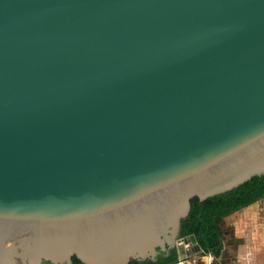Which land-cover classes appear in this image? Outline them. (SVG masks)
<instances>
[{
	"label": "water",
	"instance_id": "obj_1",
	"mask_svg": "<svg viewBox=\"0 0 264 264\" xmlns=\"http://www.w3.org/2000/svg\"><path fill=\"white\" fill-rule=\"evenodd\" d=\"M256 176L264 0H0V264L182 260Z\"/></svg>",
	"mask_w": 264,
	"mask_h": 264
},
{
	"label": "trees",
	"instance_id": "obj_2",
	"mask_svg": "<svg viewBox=\"0 0 264 264\" xmlns=\"http://www.w3.org/2000/svg\"><path fill=\"white\" fill-rule=\"evenodd\" d=\"M263 197L264 176H256L231 191L204 201L200 202L194 198L191 200L188 216L181 222L180 237L194 235L202 249V254L218 257L223 247L222 220ZM178 262L177 250L170 248L167 252H160L155 260H131L129 264H176ZM72 264L82 263L72 257Z\"/></svg>",
	"mask_w": 264,
	"mask_h": 264
},
{
	"label": "rangeland",
	"instance_id": "obj_3",
	"mask_svg": "<svg viewBox=\"0 0 264 264\" xmlns=\"http://www.w3.org/2000/svg\"><path fill=\"white\" fill-rule=\"evenodd\" d=\"M238 223L245 224L244 230L235 228ZM221 225L223 229V247L220 256L203 255L195 251L191 254L189 253L188 257H184L177 264H246V256L239 252L242 245L246 244V250H250V245L248 244H250L251 240L256 241V246L257 241L260 244L264 243V197L224 218ZM243 235L245 236L242 237ZM188 244L186 243V246ZM257 247H259L257 251L253 252H256L255 256L264 264V248L261 246ZM189 248L191 246L187 249ZM257 264L261 263L258 262Z\"/></svg>",
	"mask_w": 264,
	"mask_h": 264
},
{
	"label": "crops",
	"instance_id": "obj_4",
	"mask_svg": "<svg viewBox=\"0 0 264 264\" xmlns=\"http://www.w3.org/2000/svg\"><path fill=\"white\" fill-rule=\"evenodd\" d=\"M244 223H238V224H236L235 225V228L236 229H238V230H244L243 229V227H244ZM247 226V225H246ZM245 226V227H246ZM239 236H241V235H239ZM245 235H243L242 237H244ZM256 241H254V240H251V242H250V244H248V245H250V250H246V244H244V245H242V248H240V253L241 254H243V255H245L246 256V264H257L258 262H260L261 264H262V261H260L255 255V253L256 252H253V251H257V249L259 248V247H257V246H261L262 248H264V243H262V244H260V242L258 243V241H257V246H256V243H255ZM203 255H208V254H203ZM191 256V255H190ZM211 256V255H210ZM186 257H188V254H187V256ZM212 258V257H211ZM181 261L179 260V262L178 263H180ZM177 264V263H176Z\"/></svg>",
	"mask_w": 264,
	"mask_h": 264
},
{
	"label": "flooded vegetation",
	"instance_id": "obj_5",
	"mask_svg": "<svg viewBox=\"0 0 264 264\" xmlns=\"http://www.w3.org/2000/svg\"><path fill=\"white\" fill-rule=\"evenodd\" d=\"M159 253H160V252H159ZM159 253H158V254H159Z\"/></svg>",
	"mask_w": 264,
	"mask_h": 264
}]
</instances>
